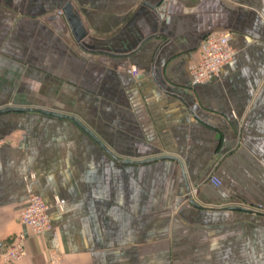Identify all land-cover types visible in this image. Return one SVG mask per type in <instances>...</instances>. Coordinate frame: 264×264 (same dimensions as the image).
<instances>
[{"label":"crops","instance_id":"1","mask_svg":"<svg viewBox=\"0 0 264 264\" xmlns=\"http://www.w3.org/2000/svg\"><path fill=\"white\" fill-rule=\"evenodd\" d=\"M217 32L235 54L193 85ZM0 48L1 110L78 120L0 114L1 249L28 237L6 264H264V214L230 209L264 207V0H0Z\"/></svg>","mask_w":264,"mask_h":264},{"label":"built area","instance_id":"2","mask_svg":"<svg viewBox=\"0 0 264 264\" xmlns=\"http://www.w3.org/2000/svg\"><path fill=\"white\" fill-rule=\"evenodd\" d=\"M230 36L229 32H217L208 33L202 39L198 61L190 69L191 83L193 85L201 84L212 77H216L221 67L233 58L235 49L229 44ZM131 72L133 75H137V71L133 67ZM209 180L216 185L219 184V180L213 176L209 177ZM192 193H194L193 188H190L189 197H191ZM56 204L58 206L61 205L59 201H56ZM239 208H247L264 214V207L260 206L251 208L241 206ZM16 218L18 223L29 227L33 236H41L51 227L48 206L37 195H29L26 206L19 211ZM27 239L28 237L21 232L16 234L10 243L0 250V263H11L23 258L26 255ZM61 258L56 253L49 252L43 264H57Z\"/></svg>","mask_w":264,"mask_h":264},{"label":"water","instance_id":"3","mask_svg":"<svg viewBox=\"0 0 264 264\" xmlns=\"http://www.w3.org/2000/svg\"><path fill=\"white\" fill-rule=\"evenodd\" d=\"M35 111V112H39L41 114H44V115H47V116H51V117H57V118H65V119H71L72 121H75L78 123V120H76L74 117H71V116H68V115H63V114H60V113H55V112H49V111H43L42 110H38V109H16V108H2V110L0 109V114L2 113H6V112H10V111ZM83 128V130L86 132V134H89L90 137L95 141L97 142L99 145L102 146L101 143H99V140L94 136L92 135L85 127L81 126ZM154 159V158H153ZM156 160V159H154ZM125 163L127 162H130V161H124ZM142 162H146V161H142ZM230 209H234V210H244L242 208H239V207H230ZM0 250H1V244H0Z\"/></svg>","mask_w":264,"mask_h":264},{"label":"rangeland","instance_id":"4","mask_svg":"<svg viewBox=\"0 0 264 264\" xmlns=\"http://www.w3.org/2000/svg\"><path fill=\"white\" fill-rule=\"evenodd\" d=\"M59 13H60V12H59ZM0 56H1L2 58H4L5 60H8L10 63H11V62L13 63L14 60L17 61V59H16L14 56H12L11 51H9V50L6 49V48H0ZM20 64H21V63H20ZM131 73H132V72H131ZM132 75H133V73H132ZM190 188H191V189L193 188V192H194V193L191 194V197H189L188 193H187V195H185V196H186L187 199L190 198V199H192V200H195V198H196V197H195V196H196L195 187L191 185Z\"/></svg>","mask_w":264,"mask_h":264}]
</instances>
